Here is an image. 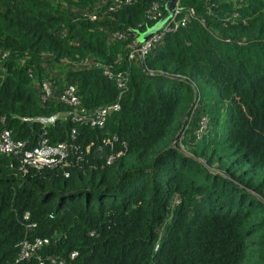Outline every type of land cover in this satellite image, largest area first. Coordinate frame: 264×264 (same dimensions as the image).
<instances>
[{
	"label": "trees",
	"instance_id": "obj_1",
	"mask_svg": "<svg viewBox=\"0 0 264 264\" xmlns=\"http://www.w3.org/2000/svg\"><path fill=\"white\" fill-rule=\"evenodd\" d=\"M155 4L165 15L163 0H0V132L36 145L45 129L25 118L71 108L44 82L76 85L89 110L120 104L103 128H46L80 146L68 177L22 175L0 151V264H39L19 259L37 237L66 264H264V0H180L186 22L130 58ZM108 66L128 76L121 97ZM105 137L112 164L86 151Z\"/></svg>",
	"mask_w": 264,
	"mask_h": 264
},
{
	"label": "built area",
	"instance_id": "obj_2",
	"mask_svg": "<svg viewBox=\"0 0 264 264\" xmlns=\"http://www.w3.org/2000/svg\"><path fill=\"white\" fill-rule=\"evenodd\" d=\"M130 0H114L116 6L128 3ZM180 10V0L177 2V9L174 12L173 17L161 30H174L180 24H184L187 20V17H184L182 20H177V16ZM154 19H161L164 15L158 10V5L155 4L153 9L150 11ZM91 18H96L95 15H92ZM160 30V31H161ZM160 31L155 35L149 37L146 41L141 42L139 39H136L131 45L132 50L129 55L130 58H133L134 55H137L139 58L144 59L145 55L149 49L154 45L156 41L161 38ZM115 37L120 39L122 35L116 32ZM8 55L5 53L4 56ZM105 73L116 79V83L120 91V97L127 89L128 85V76L125 71L114 72L111 67H105ZM153 73V72H151ZM42 98L44 100H49L55 97L59 102L69 105L71 108L59 112L57 115L49 117H28L25 118L27 121H36L43 125L45 129L44 135L40 137V140L36 145H32L29 139H15L12 135V130L5 128L0 132V151L4 154H7L10 158L14 160V165L19 173L26 175L29 173L30 169L41 170L46 167L57 168L60 167L64 171L65 176H69L70 173L65 168L70 164H73L69 160L70 152L78 153L80 151V146L71 141L51 143L47 137V130L51 124H54L58 116L63 115L64 117H69L73 122L79 123L81 125H86L90 127H99L103 128L107 121V117L112 109L118 110L120 104H112L110 106H103L98 109L89 110L81 104V100L77 95V86L74 84H65L63 88H55L49 82H44L43 90L41 91ZM63 118V117H62ZM77 129L71 131L73 140L76 138ZM46 134V135H45ZM116 138L105 137L99 143L91 142L86 146V151H91L94 147L98 154L101 155L106 160L107 164H112L117 157H120L122 151L117 153L113 152V149L110 153H105V148L108 145H113ZM81 156L76 157V160H79ZM52 216V215H51ZM30 218V213L26 212L24 219L28 220ZM37 226L36 222H29L27 224L28 229H32ZM50 243V238L37 237L35 240L31 241L28 239L22 240L21 250L19 259H30L36 256L39 259V264H66L67 260L64 257L49 255L44 259L38 255V251L44 246ZM78 255L77 251L71 252L70 256L73 258Z\"/></svg>",
	"mask_w": 264,
	"mask_h": 264
},
{
	"label": "water",
	"instance_id": "obj_3",
	"mask_svg": "<svg viewBox=\"0 0 264 264\" xmlns=\"http://www.w3.org/2000/svg\"><path fill=\"white\" fill-rule=\"evenodd\" d=\"M163 1L165 2V9H166L165 15L158 22H156V24H154L153 26H151L150 28H148L145 32H142L140 34L139 38H138L139 41L144 42L149 37H151L152 35H155L156 33H158L162 28L165 27V25L173 17L174 12L177 9V2H178V0H163ZM175 141H176V138H175Z\"/></svg>",
	"mask_w": 264,
	"mask_h": 264
},
{
	"label": "rangeland",
	"instance_id": "obj_4",
	"mask_svg": "<svg viewBox=\"0 0 264 264\" xmlns=\"http://www.w3.org/2000/svg\"><path fill=\"white\" fill-rule=\"evenodd\" d=\"M201 161H203V160H201Z\"/></svg>",
	"mask_w": 264,
	"mask_h": 264
}]
</instances>
